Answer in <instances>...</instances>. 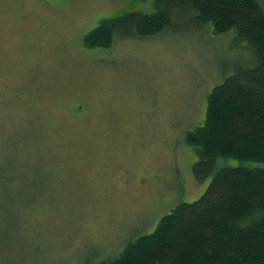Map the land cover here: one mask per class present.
I'll list each match as a JSON object with an SVG mask.
<instances>
[{
  "label": "rangeland",
  "instance_id": "1",
  "mask_svg": "<svg viewBox=\"0 0 264 264\" xmlns=\"http://www.w3.org/2000/svg\"><path fill=\"white\" fill-rule=\"evenodd\" d=\"M155 2L0 0V264H99L206 191L186 134L241 57L233 38L180 20L83 42Z\"/></svg>",
  "mask_w": 264,
  "mask_h": 264
},
{
  "label": "trees",
  "instance_id": "2",
  "mask_svg": "<svg viewBox=\"0 0 264 264\" xmlns=\"http://www.w3.org/2000/svg\"><path fill=\"white\" fill-rule=\"evenodd\" d=\"M181 21L232 37L241 57L208 95L203 125L187 132L198 159L192 202L180 201L151 233L99 264H264V7L260 0H156L155 11L104 19L84 37L89 48L149 37ZM231 38V39H232ZM231 159L238 165L229 164Z\"/></svg>",
  "mask_w": 264,
  "mask_h": 264
}]
</instances>
